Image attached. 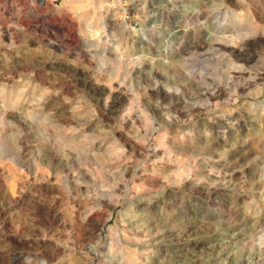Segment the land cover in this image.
<instances>
[{"label":"rangeland","instance_id":"374dc122","mask_svg":"<svg viewBox=\"0 0 264 264\" xmlns=\"http://www.w3.org/2000/svg\"><path fill=\"white\" fill-rule=\"evenodd\" d=\"M68 7L0 0V264H264V0ZM67 65L125 96L100 114Z\"/></svg>","mask_w":264,"mask_h":264},{"label":"bare ground","instance_id":"6f19581e","mask_svg":"<svg viewBox=\"0 0 264 264\" xmlns=\"http://www.w3.org/2000/svg\"><path fill=\"white\" fill-rule=\"evenodd\" d=\"M43 2V0H41ZM70 1V2H73L74 5H76V7H68L69 11L73 14H76V15H81L83 11L80 10V7L82 5V3L85 1V0H67V2ZM90 1V0H88ZM25 2V1H24ZM27 2V1H26ZM27 4V3H25ZM207 5V4H206ZM204 6V5H202ZM205 7V6H204ZM34 8V7H33ZM89 9V8H88ZM99 7L95 6L93 9H92V14L93 16H99L102 17V11H100ZM91 10H85V13L87 12H90ZM205 12V11H204ZM203 12V13H204ZM84 13V12H83ZM89 14V13H88ZM198 14V12H197ZM206 14V13H205ZM85 15V14H84ZM198 17V16H197ZM201 17V15H200ZM206 17V16H205ZM193 18V17H192ZM195 18V17H194ZM193 18V19H194ZM92 19V18H91ZM191 19V18H189ZM205 19V18H204ZM186 20V19H185ZM87 21V20H86ZM99 21H103V19H99ZM195 22L197 23V21L195 20ZM200 21H198L199 23ZM206 22V20H205ZM204 22V24H205ZM209 23V22H208ZM104 24V23H103ZM107 24V23H106ZM95 25V24H94ZM97 26V25H96ZM207 26V24H206ZM210 26V25H209ZM90 27H93L92 24L90 25ZM101 26L98 25L97 29L93 32H95V34L99 35V38H101L103 35V37H105L106 41H108L109 39L111 38H115L117 36H115V33L112 32V33H109L108 31H106V26L103 25L102 28H100ZM201 27V26H200ZM207 28V27H206ZM94 29V28H93ZM101 29V30H100ZM208 29H211V28H208ZM101 31V32H100ZM118 31V30H117ZM116 31V32H117ZM220 32V31H219ZM100 33V34H99ZM224 33V32H223ZM226 33V32H225ZM240 33V32H238ZM96 35V36H97ZM227 35V33H226ZM231 35V33H230ZM119 37V36H118ZM239 39V38H238ZM251 39V38H250ZM100 40V39H99ZM116 40V39H115ZM123 40V39H122ZM216 40H219V43H218V46L219 48H221L223 51H225L226 53H228L231 57H235V58H251V52L249 51V48H242L240 46V40H237V39H234V38H231V37H221V38H217ZM89 41V40H88ZM87 41V42H88ZM250 41V40H249ZM120 42V41H119ZM56 43V42H55ZM179 44V43H178ZM177 44V45H178ZM245 44V43H244ZM247 44V43H246ZM58 48V46H56ZM181 47V44H179V47H176V49L178 50L179 48ZM183 47V46H182ZM100 46L99 45H96L94 42L91 43L88 48L86 50H84L83 52H81V55L82 57L85 59H88L90 61V66L91 67L93 65V63L97 62L98 65H100L101 68H103V64L104 63H107V61L109 60V56H106L105 55V58L102 59L100 61H97L99 58L98 56H96V53L92 52L93 50H97L99 49ZM182 49V48H181ZM120 50L119 48H117V51ZM64 53V51H62V54ZM65 54V53H64ZM113 57V56H112ZM118 57V56H117ZM26 58V57H25ZM27 59V58H26ZM119 60V59H118ZM20 61V60H19ZM43 61V60H42ZM42 61H37V64L38 66H40V64L42 63ZM117 62V61H116ZM33 63V62H32ZM54 66H56L55 64H57V61H54L52 63ZM128 64V63H127ZM24 66V65H23ZM37 66V67H38ZM44 66V65H43ZM112 66V65H111ZM110 66V67H111ZM22 68V65L20 66ZM65 67V66H64ZM126 67V66H125ZM128 67V66H127ZM58 68L59 70L61 69V72H67L69 74H71L72 76H80L81 77V83L82 85L84 86V89L86 90V92L91 96V97H101L103 95H105L107 92H111L113 90H116V93L115 95L113 96L111 102L107 105L108 107H106L104 110L103 108H100L99 109V112L100 114H105L106 112H108V110H110L112 108L113 105H115L117 102H119L120 100L123 99V97L125 96V93L120 89L121 88V85L119 84L116 89L114 87H110L108 88L107 86H101V84H98L97 81L94 80L93 76H91L89 74V69L86 68V70H82L81 68L79 67H76V66H73V65H67L65 68L62 69V67H56ZM85 69V68H84ZM88 69V70H87ZM114 70V69H113ZM173 70V69H171ZM179 70V69H178ZM183 70V69H181ZM34 72V71H33ZM119 72V71H117ZM129 73L128 74H131L132 73V70L130 69L128 71ZM8 73V72H6ZM239 73V72H238ZM242 73V72H241ZM124 74V73H123ZM191 75L195 76L196 75V72L195 71H191ZM9 76V75H7ZM41 76V75H40ZM1 77V76H0ZM65 77V76H64ZM124 77V76H123ZM157 77V76H156ZM2 78V77H1ZM5 78V77H4ZM73 78V77H72ZM78 78V77H76ZM125 78V77H124ZM66 79V78H65ZM124 81V79H123ZM127 84V82H126ZM116 86V85H115ZM5 87V86H4ZM160 91L164 93V96L165 97H171L172 96V91H169L163 87H160ZM102 98V97H101ZM99 107V106H98ZM167 109V108H166ZM12 112V111H11ZM22 116V115H21ZM36 116V115H35ZM104 116V115H103ZM15 117V116H14ZM33 117V116H32ZM34 118V117H33ZM25 119V118H24ZM36 120V119H35ZM61 120V118L59 119V121ZM78 120V119H77ZM8 122V121H7ZM62 122H65V121H62ZM67 122V121H66ZM170 124L174 125L173 122H169ZM26 126V125H25ZM121 132V131H120ZM118 133V132H117ZM124 136V135H123ZM121 137V136H120ZM73 139V138H72ZM75 142V141H74ZM137 151L142 155V149L141 147L137 149ZM212 166H214V164L212 163ZM132 174H133V171H132ZM134 177V175H132ZM199 188H202L201 185H198L196 187V189H199ZM204 188V187H203ZM195 189V188H194ZM202 190V189H201ZM60 200V199H59ZM60 202V201H59ZM96 212V210L90 212L88 215L89 217H91L92 215H94ZM52 213V212H51ZM50 213V215H51ZM53 217V216H52ZM56 218V217H55ZM55 220V219H54ZM7 225V224H6ZM191 233H197V230H195V227L192 226V227H185V229L182 231L181 234H179L178 238L175 239L177 240L178 242L179 241H187L190 239V236H188V234H191ZM167 236H171L172 234L170 232H167V231H159V232H156L155 236L158 238V239H164L165 237ZM154 236V237H155ZM173 240V241H175ZM172 242V241H171ZM160 243V242H159ZM161 243H163V241H161ZM160 243V244H161ZM131 255V254H130ZM15 256V255H14ZM17 257V256H16ZM19 259L21 260V258L17 257V258H14V263L13 264H21L19 262ZM251 264V263H249Z\"/></svg>","mask_w":264,"mask_h":264}]
</instances>
